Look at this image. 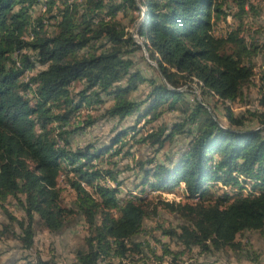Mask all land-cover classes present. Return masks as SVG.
<instances>
[{"label": "trees", "instance_id": "trees-1", "mask_svg": "<svg viewBox=\"0 0 264 264\" xmlns=\"http://www.w3.org/2000/svg\"><path fill=\"white\" fill-rule=\"evenodd\" d=\"M227 3L234 10V27L214 36L213 28L227 17L222 10ZM41 4L44 13L31 18L34 0H0V210L7 220L0 225V237L10 230L11 239L28 251L35 226L53 234L78 217L86 235L82 248L74 252V264L109 260L121 264L141 255L144 243L134 239L158 211L181 221L176 227L157 229L183 251L237 250L238 235L261 232L264 135L245 129L248 118L234 116L224 105L239 101L253 76L256 47L241 36L245 0H43ZM130 25L140 46L127 31ZM141 47L155 65L157 84L134 69L130 57ZM260 81L264 93V70ZM74 84L82 86L75 93ZM189 84L198 88L202 99L223 104L225 126L202 103L192 98L190 104L177 92ZM141 85L148 86L146 97L128 100ZM102 96L112 101L101 115L109 119L123 120L142 110L138 117L150 124L159 118L160 106L168 104L170 111H177L178 104L183 107L180 123L151 130L134 144L157 152L188 128L186 133L193 137L171 168L152 159L138 165L142 189L169 192L181 184L184 202L119 200L117 189L103 182L104 178L114 182V174L97 169L93 162L117 156L129 132L135 138L133 127L118 132L108 147L96 149L90 143L73 151L57 148L56 141L67 147L72 133L80 130L78 123L70 124L79 109L101 105ZM258 104L263 112L245 113L264 125V94ZM94 121L79 125L90 127ZM59 180L73 194L66 208ZM216 185L229 192H211ZM9 200L22 212L21 219L7 212ZM156 242L159 264L164 257L170 258L168 264H176L182 252ZM35 263L55 264L40 259Z\"/></svg>", "mask_w": 264, "mask_h": 264}, {"label": "rangeland", "instance_id": "rangeland-1", "mask_svg": "<svg viewBox=\"0 0 264 264\" xmlns=\"http://www.w3.org/2000/svg\"><path fill=\"white\" fill-rule=\"evenodd\" d=\"M36 5L30 11L31 18H36L44 13V6L41 4L43 0H34ZM246 14L242 19L241 36L245 39L247 44H253L256 47V56L251 60L253 68V76L250 83L243 89L242 96L239 101L229 104L224 103L229 108L234 116H244L248 118L244 128L250 130L262 131L264 135V125L259 124L254 118L246 115L248 112H263V109L258 104L261 96L263 82L261 83V75L264 70V0H245ZM222 10L227 15L224 22L218 23L213 28V35L220 36L225 32L230 31L234 27V22L231 20V14L234 11L231 4L227 3L222 7ZM128 18L123 19L124 26L128 24ZM127 31L134 35L135 28L133 25L127 27ZM138 40V39H137ZM141 45L140 40H138ZM134 63V69L137 70L145 79L155 81L157 84L159 76L155 70V65L147 58V54L141 47L139 51L134 53L131 57ZM80 84H74L71 89L75 93L81 89ZM149 89L147 85H141L136 92L128 95V100L133 102L142 101ZM177 92H182L184 99L190 104L192 98L197 102L202 103L206 110L223 126L226 122L223 113V104L217 102L215 99H202L199 95L198 88L193 84L181 87ZM102 104L99 106L92 105L91 107L82 106L75 114L74 119L70 124L78 123L79 131L73 132L69 137V146H65L63 142L56 141L57 148H64L65 150H75L82 148L86 144H94L96 149L101 147H108L109 141L120 131L133 127L137 134L135 138H130L131 132L121 142H125L121 146L120 153L111 159H105L101 164L93 162V165L99 170L112 171L115 181L111 182L108 178H104L103 182L118 191L117 198L119 200L127 199L129 197H138L142 200L156 202L157 199L173 202H184V188L179 185L171 191L167 192H153L149 188L142 189L141 178L142 172L139 169V163H146L148 160H155L156 163L171 168L179 159L185 154L188 144L193 137V134H187L186 130L181 135L173 137L172 141L164 144L163 148L155 152V148H150L147 145L134 144L141 136L149 133L151 130H156L159 127H169L172 124L180 123L183 119L181 114L180 104L177 105V111H170L168 104L162 105L157 110L159 118L157 121L146 124V119H140L142 110L133 116H126L123 120L116 118H102V111L107 109L112 101L110 98L104 96ZM92 119L94 123L90 127H82L79 123L83 120ZM75 127V125H74ZM69 128L70 130L72 129ZM120 145L114 147L117 150ZM68 152V151H67ZM71 152V151H70ZM145 169L150 168L145 165ZM59 187L62 189L61 202L66 208L73 200V194L65 188L63 181L59 180ZM142 190V191H141ZM228 189L216 185L211 189V192L221 194L227 192ZM229 192V191H228ZM234 192V191H233ZM247 190L243 192L245 194ZM213 193V194H214ZM166 195V196H165ZM6 210L12 214L16 219L22 218V212L9 200L6 205ZM7 224L2 211L0 210V225ZM181 224V221L172 215H168L163 211H158L156 216L146 220L143 224L140 235L136 236L135 242H143L141 255H134L126 260L121 261V264H159L155 257L161 256L160 245L166 244L168 249L174 253L182 252L175 260L176 264H264V229L261 232H243L235 238V243L239 244L237 250H224L222 252L210 251L209 253H202L199 249L193 248L189 251L176 245L174 242L168 241L162 237L157 229L158 226L176 227ZM14 232L18 234L15 227ZM86 235L85 228L80 218L70 220L65 228L57 233L50 234L45 229L39 226L34 227L33 246L30 250L25 251L20 248L17 241L11 239L10 230L8 233L0 237V264H36L35 260L53 261L55 264H74L73 255L78 249L83 246V238ZM154 252V255L150 254ZM117 260H109L102 264H117ZM169 257L163 258V263L168 264Z\"/></svg>", "mask_w": 264, "mask_h": 264}, {"label": "water", "instance_id": "water-1", "mask_svg": "<svg viewBox=\"0 0 264 264\" xmlns=\"http://www.w3.org/2000/svg\"><path fill=\"white\" fill-rule=\"evenodd\" d=\"M131 38L133 39V41H134L137 45H139V42H138L136 36L132 35Z\"/></svg>", "mask_w": 264, "mask_h": 264}]
</instances>
